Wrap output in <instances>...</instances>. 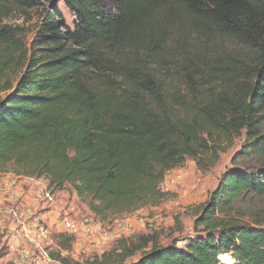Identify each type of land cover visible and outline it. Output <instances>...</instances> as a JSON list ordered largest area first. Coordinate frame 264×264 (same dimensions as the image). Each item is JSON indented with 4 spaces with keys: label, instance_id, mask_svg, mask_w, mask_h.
I'll return each instance as SVG.
<instances>
[{
    "label": "trees",
    "instance_id": "trees-1",
    "mask_svg": "<svg viewBox=\"0 0 264 264\" xmlns=\"http://www.w3.org/2000/svg\"><path fill=\"white\" fill-rule=\"evenodd\" d=\"M47 1L28 45L4 20L37 0H0V174L70 185L106 221L158 207L168 171L213 165L242 131L262 147L264 0H62L73 26ZM246 193L264 170L227 171L183 245L144 234L76 264H264V214H235Z\"/></svg>",
    "mask_w": 264,
    "mask_h": 264
},
{
    "label": "rangeland",
    "instance_id": "rangeland-1",
    "mask_svg": "<svg viewBox=\"0 0 264 264\" xmlns=\"http://www.w3.org/2000/svg\"><path fill=\"white\" fill-rule=\"evenodd\" d=\"M56 1L64 19L73 26L75 15L65 8L62 0ZM50 8L49 1L37 0L35 6L15 8L4 20V23L21 28L22 38L29 45L37 36V27L43 14ZM228 45L233 47L230 43ZM20 74L21 71L16 73L14 79H18ZM259 131L264 135V121L260 123ZM260 144H262L261 148L254 149L256 145L249 139L247 131H242V134L234 139L226 151L220 153L219 159L211 166H207V162H203L204 167H201L196 160L187 158L182 166L174 169L176 174L173 179L171 172H167L163 189L169 192V197L161 205L120 214L110 217L106 221H100L88 206L80 201L76 191L70 185H66L62 190H55L53 194L55 193L58 205L65 206L76 221L90 217L99 228L98 233L86 238L73 237L61 231L62 229L58 225H52L55 222L53 221L51 224L49 223L52 233L51 240L44 244L47 256L36 250L31 264L86 263L112 249L116 242L122 238L137 242L141 235L156 232L159 234L161 245L166 246L173 243H177L178 246L183 245L187 238L196 237L198 234L194 229L196 207L206 201L209 193L218 187L227 171L239 169L244 172L257 173L264 170V143L260 142ZM5 173L14 174L12 171ZM2 176L1 173L0 178ZM40 180L46 182L48 186L47 179ZM34 202L38 209L43 211L38 212L48 213L49 208H52L47 200ZM0 204H2L1 201ZM2 206V208H7L5 211H0L2 214L0 216L6 215L10 217V220L5 217V221L0 225V246H2L0 264H13L15 263L13 260L16 259L7 257V254L10 253L9 247L4 245L8 239L11 241L18 238L19 229L15 226L18 223L15 216L9 213L8 208H15L20 204L14 198L12 201H5ZM234 208L236 209L235 214L246 220H252L255 214H264V194H243L234 201ZM22 235L24 237L23 233ZM6 236H8L7 241H5ZM32 250L34 251V249ZM140 256L141 251L131 261L137 260ZM222 260L226 264L233 263L228 255L223 256Z\"/></svg>",
    "mask_w": 264,
    "mask_h": 264
},
{
    "label": "built area",
    "instance_id": "built-area-1",
    "mask_svg": "<svg viewBox=\"0 0 264 264\" xmlns=\"http://www.w3.org/2000/svg\"><path fill=\"white\" fill-rule=\"evenodd\" d=\"M171 172L172 179L174 178L176 172L175 170L168 171ZM18 177H24L14 174ZM29 178V177H25ZM39 183L40 179L30 178ZM42 179V178H41ZM7 184V183H5ZM164 183L162 184V188H164ZM42 193L44 198L50 202L53 206L52 214L54 217V221L52 223L61 227V231L69 234L70 236H79V237H90L95 236L98 233V229L92 219L90 217H84L81 220L76 221L70 215V211L64 207L58 205V200L55 197V193L51 192V189L47 185L43 186ZM42 196V197H43ZM14 198L16 202L20 204L15 208H8L9 213H12L17 222L21 223V225L27 224V227L24 228L23 234L25 239L30 244L31 248L34 250H40L43 255H46V251L44 249V244L51 240V227L47 220H45L39 212L37 211V207L35 204H32L30 201L25 200L24 198L19 197L17 194H14ZM25 226V225H24ZM19 235V234H18ZM23 254L24 258L29 262L32 260L33 252L27 249H18ZM230 256L233 260L232 255ZM220 262L226 264L224 260H222L221 255L219 256ZM235 262V260H234Z\"/></svg>",
    "mask_w": 264,
    "mask_h": 264
},
{
    "label": "crops",
    "instance_id": "crops-1",
    "mask_svg": "<svg viewBox=\"0 0 264 264\" xmlns=\"http://www.w3.org/2000/svg\"><path fill=\"white\" fill-rule=\"evenodd\" d=\"M2 175L3 176L0 178V201L2 204L5 201L14 200V194H17L19 197L30 201L32 204H35L37 207V211L43 212L41 209H38V206L34 201L46 200L43 196V193H42L43 186H45L47 184L46 182L39 180V183H38V182H36L30 178L18 177V176H15L14 174H11V173H8V174L2 173ZM5 183H7V184H5ZM2 204H0V211H2V210L5 211V209L7 207L2 208L3 207ZM49 204H50V202H49ZM50 206H52V205L50 204ZM52 208H53V206H52ZM52 208L51 209L49 208L48 213L47 212H44V213L39 212L41 217H43L45 220H47V217H48L47 221L50 224L54 221V217L52 216V213H53ZM0 215H2V214L0 213ZM5 217L8 220H10V217H7L6 215L0 216V225H2V222L5 221ZM11 223L14 224L12 221H11ZM24 225H21V223L15 224V226L19 229L18 230L19 231L18 232V234H19L18 238L19 239L15 238L14 240L9 241V239L7 238L8 236L5 237V241H7V239H8V242H6V245H4V246L9 247V252H10L9 254H7V257L8 258L11 257L10 259H12V258L16 259L17 261L13 260V261H15V264H31L32 260H34V259H32L31 261L28 262L24 258L21 251L18 250L19 248H21L23 250L24 249L31 250L33 252V254L36 253V250H34V251L32 250L30 244H28V241L22 235L24 228L27 227V224L24 223ZM0 249H2V246H0ZM37 251L41 252L40 250H37Z\"/></svg>",
    "mask_w": 264,
    "mask_h": 264
}]
</instances>
